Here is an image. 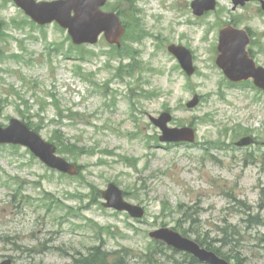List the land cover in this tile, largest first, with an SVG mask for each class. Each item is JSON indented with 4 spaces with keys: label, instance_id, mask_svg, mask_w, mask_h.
Returning <instances> with one entry per match:
<instances>
[{
    "label": "rangeland",
    "instance_id": "rangeland-1",
    "mask_svg": "<svg viewBox=\"0 0 264 264\" xmlns=\"http://www.w3.org/2000/svg\"><path fill=\"white\" fill-rule=\"evenodd\" d=\"M193 1L114 0L106 11L119 9L131 35L120 49L103 37L78 49L65 30L0 0V123L22 121L80 167L68 177L25 148L0 146V263L75 264L100 247L110 264H140L134 257L157 245L149 233L170 228L233 264H264V94L230 87L215 63L219 31L232 22L251 31L264 66V11L261 0L235 11L217 0L197 17ZM171 44L192 51L195 76ZM195 95L199 106L188 108ZM163 112L196 142H160L150 117ZM246 137L256 143L237 147ZM111 183L145 209L142 220L102 207Z\"/></svg>",
    "mask_w": 264,
    "mask_h": 264
},
{
    "label": "water",
    "instance_id": "water-1",
    "mask_svg": "<svg viewBox=\"0 0 264 264\" xmlns=\"http://www.w3.org/2000/svg\"><path fill=\"white\" fill-rule=\"evenodd\" d=\"M33 21L40 25L57 22L62 28L68 29L73 42L76 45L85 43L95 44L99 37L105 33L109 43L120 45V39L124 29L120 18L115 13H105L101 10L108 0H59L54 2H40L35 0H14ZM248 0H234L236 5H245ZM264 9V1H262ZM215 0H199L193 4L194 12L203 15L205 11L214 10ZM1 27V24H0ZM250 38L245 30H237L227 27L220 33L219 52L217 65L224 70L227 77L234 81L254 79L255 84L264 89V69L256 67L255 62L249 58L246 51ZM169 50L177 56L184 70L189 75L194 73L191 53L183 47L171 46ZM199 103L197 97L188 104L193 108ZM172 116L164 113L158 119L152 118V122L159 127L163 136V142H193L195 133L190 128L170 129L168 124ZM13 144L28 147L37 158L48 167L61 173L75 176L77 167L57 155V147L44 141L34 131H31L19 120H12L8 128L0 125V145ZM244 140L239 145H247ZM107 201L105 208H113L117 211H126L133 218H143V208L131 205L124 200L123 192L114 184L102 193ZM151 238L162 240L177 250L193 254L201 262L208 264H229L220 259L216 254L208 252L196 243L184 238L179 233L170 229H160L150 234ZM1 264H12L10 259Z\"/></svg>",
    "mask_w": 264,
    "mask_h": 264
},
{
    "label": "trees",
    "instance_id": "trees-1",
    "mask_svg": "<svg viewBox=\"0 0 264 264\" xmlns=\"http://www.w3.org/2000/svg\"><path fill=\"white\" fill-rule=\"evenodd\" d=\"M129 2V0H128ZM113 11L119 12V9L115 8L113 9ZM121 56V55H119ZM60 146H64L66 147L70 153H72V151H70L69 146L64 143H59ZM71 148H75V147H71ZM60 152L61 149L59 148ZM62 153V152H61ZM66 154V153H65ZM162 245L157 244L153 250H148L144 256L142 258H140V261L142 264H171L169 263L165 258V253L162 251ZM109 256H105V255H100V253H98L97 251H95L93 254H91L89 257L83 258L81 259V261H76L77 264H97V263H101V264H106L107 262V258ZM123 257H119L118 260V264H120L121 260ZM189 264H198L196 260L192 259L191 257Z\"/></svg>",
    "mask_w": 264,
    "mask_h": 264
}]
</instances>
